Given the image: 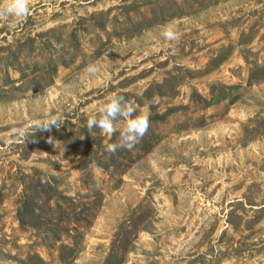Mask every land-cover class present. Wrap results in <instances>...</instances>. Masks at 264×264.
<instances>
[{"label": "rangeland", "instance_id": "obj_1", "mask_svg": "<svg viewBox=\"0 0 264 264\" xmlns=\"http://www.w3.org/2000/svg\"><path fill=\"white\" fill-rule=\"evenodd\" d=\"M27 3L0 14V264H264V0ZM110 94L147 116L130 150L86 127Z\"/></svg>", "mask_w": 264, "mask_h": 264}, {"label": "clouds", "instance_id": "obj_2", "mask_svg": "<svg viewBox=\"0 0 264 264\" xmlns=\"http://www.w3.org/2000/svg\"><path fill=\"white\" fill-rule=\"evenodd\" d=\"M5 17L12 20H19L29 14L27 0H5L0 11ZM161 36L165 41H176L178 33L170 26H164L161 29ZM89 72L94 71V68H89ZM98 115H91L87 118L86 127L92 134L93 129H98L101 135L112 136L118 128L114 124L117 118L124 121V127L119 130L118 142L107 144L106 150L115 152L117 148L131 149L139 138H142L148 128V119L143 110L140 109V114L137 113V107L129 102H126L122 96L110 94L104 98L100 106L95 108ZM60 118L57 116L49 117L44 122H37V127L45 130H50L52 127L60 125Z\"/></svg>", "mask_w": 264, "mask_h": 264}, {"label": "trees", "instance_id": "obj_3", "mask_svg": "<svg viewBox=\"0 0 264 264\" xmlns=\"http://www.w3.org/2000/svg\"><path fill=\"white\" fill-rule=\"evenodd\" d=\"M21 221H23L24 222V219H23V217L21 216Z\"/></svg>", "mask_w": 264, "mask_h": 264}]
</instances>
